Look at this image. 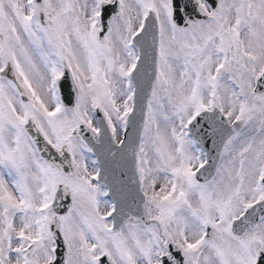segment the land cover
I'll return each instance as SVG.
<instances>
[{
	"label": "snow or ice",
	"instance_id": "1",
	"mask_svg": "<svg viewBox=\"0 0 264 264\" xmlns=\"http://www.w3.org/2000/svg\"><path fill=\"white\" fill-rule=\"evenodd\" d=\"M0 264H264V0H0Z\"/></svg>",
	"mask_w": 264,
	"mask_h": 264
}]
</instances>
